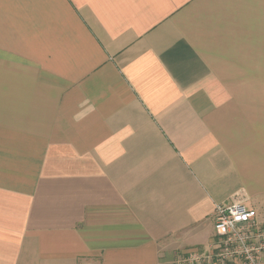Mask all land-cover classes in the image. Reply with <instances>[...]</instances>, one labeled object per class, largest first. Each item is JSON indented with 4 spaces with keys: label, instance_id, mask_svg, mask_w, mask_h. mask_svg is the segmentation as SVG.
Segmentation results:
<instances>
[{
    "label": "crops",
    "instance_id": "0c3cea01",
    "mask_svg": "<svg viewBox=\"0 0 264 264\" xmlns=\"http://www.w3.org/2000/svg\"><path fill=\"white\" fill-rule=\"evenodd\" d=\"M233 200L264 220V0H0V264H173Z\"/></svg>",
    "mask_w": 264,
    "mask_h": 264
},
{
    "label": "built area",
    "instance_id": "2783aa9c",
    "mask_svg": "<svg viewBox=\"0 0 264 264\" xmlns=\"http://www.w3.org/2000/svg\"><path fill=\"white\" fill-rule=\"evenodd\" d=\"M213 240L204 252L191 250L173 264H264V223L244 203L214 209Z\"/></svg>",
    "mask_w": 264,
    "mask_h": 264
},
{
    "label": "rangeland",
    "instance_id": "374dc122",
    "mask_svg": "<svg viewBox=\"0 0 264 264\" xmlns=\"http://www.w3.org/2000/svg\"><path fill=\"white\" fill-rule=\"evenodd\" d=\"M259 221L258 222H263L264 220H262L261 218L258 219Z\"/></svg>",
    "mask_w": 264,
    "mask_h": 264
}]
</instances>
